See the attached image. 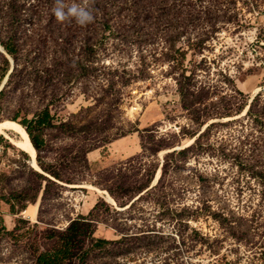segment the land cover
I'll use <instances>...</instances> for the list:
<instances>
[{"label":"rangeland","instance_id":"1","mask_svg":"<svg viewBox=\"0 0 264 264\" xmlns=\"http://www.w3.org/2000/svg\"><path fill=\"white\" fill-rule=\"evenodd\" d=\"M78 2L0 0V264H264V0Z\"/></svg>","mask_w":264,"mask_h":264},{"label":"trees","instance_id":"2","mask_svg":"<svg viewBox=\"0 0 264 264\" xmlns=\"http://www.w3.org/2000/svg\"><path fill=\"white\" fill-rule=\"evenodd\" d=\"M2 92L0 93V95ZM239 94V93H238ZM231 98H233L231 96ZM261 96L257 95V97L253 100L250 109L247 112L248 117H254V121L260 126L264 127V105L260 107V110H262L263 113H260L259 115H254L253 110L257 106L258 101H260ZM214 126V124H211L207 127V129L200 134L199 138L196 140L195 145H199L198 141L203 139L204 134L211 129ZM257 141V140H256ZM85 222H88L86 219H78L76 221L71 222L68 230L65 232V240L63 239L64 243L62 245V250L52 253L51 255H42L37 258L36 264H64L65 261H68L66 264H73L74 260H78V262L83 261L85 259L86 254L82 251L78 252L79 247L81 243H70L73 240L78 239L79 235L84 234L83 231H80V227L82 224H86ZM90 223V222H88ZM93 235V233H92ZM91 236V234H90ZM68 242V243H66ZM94 244V243H92ZM98 244H106V243H96ZM75 247V248H72ZM77 247V248H76ZM94 247V246H93ZM75 249V250H72Z\"/></svg>","mask_w":264,"mask_h":264},{"label":"clouds","instance_id":"3","mask_svg":"<svg viewBox=\"0 0 264 264\" xmlns=\"http://www.w3.org/2000/svg\"><path fill=\"white\" fill-rule=\"evenodd\" d=\"M52 14L58 23L74 22L79 26H86L94 19L92 10L78 0H55Z\"/></svg>","mask_w":264,"mask_h":264},{"label":"bare ground","instance_id":"4","mask_svg":"<svg viewBox=\"0 0 264 264\" xmlns=\"http://www.w3.org/2000/svg\"><path fill=\"white\" fill-rule=\"evenodd\" d=\"M8 131H13L20 136L19 141L16 142L17 145H19L27 154L31 156L32 165L35 168L39 169L35 161L37 157L36 149L33 146L32 141L29 137V134L26 132V130L15 122L6 121V122L0 123V133L7 136ZM157 179L155 180V182L157 181ZM106 198L110 203L115 204L113 198H111L108 194H106Z\"/></svg>","mask_w":264,"mask_h":264},{"label":"water","instance_id":"5","mask_svg":"<svg viewBox=\"0 0 264 264\" xmlns=\"http://www.w3.org/2000/svg\"><path fill=\"white\" fill-rule=\"evenodd\" d=\"M2 90V89H1ZM1 90H0V92H1Z\"/></svg>","mask_w":264,"mask_h":264}]
</instances>
